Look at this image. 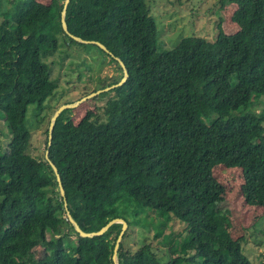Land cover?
I'll list each match as a JSON object with an SVG mask.
<instances>
[{"label": "trees", "instance_id": "16d2710c", "mask_svg": "<svg viewBox=\"0 0 264 264\" xmlns=\"http://www.w3.org/2000/svg\"><path fill=\"white\" fill-rule=\"evenodd\" d=\"M64 1L0 0V115L9 134L0 151V264H114L121 223L81 237L66 208L85 232L113 218L130 229L147 208L184 224L166 258L144 240L126 249L122 236L118 264H252L243 238L225 237L209 206L225 197L213 173L222 165L240 170L244 203L264 213V0H228L235 32L218 21L213 40L191 35L168 50L158 49L146 0H69L68 32L112 55L63 30ZM60 35L123 71L118 57L128 71L124 83L94 95L104 102L86 120L73 122L71 108L56 118L46 150L66 207L48 159L27 152L26 111L42 109L55 88L45 58Z\"/></svg>", "mask_w": 264, "mask_h": 264}, {"label": "rangeland", "instance_id": "374dc122", "mask_svg": "<svg viewBox=\"0 0 264 264\" xmlns=\"http://www.w3.org/2000/svg\"><path fill=\"white\" fill-rule=\"evenodd\" d=\"M146 2L149 13L156 23L159 50L171 49L181 38L191 35L213 40L217 34L218 21H221V27L227 33L237 30V26L231 21L235 6L228 0H146ZM58 43L57 51L45 58L55 88L42 105V109L29 105L26 111L31 133L27 152L39 159L46 157V129L49 127L54 109L64 103L77 101L95 89L107 86L123 74L115 61L110 60L94 46L87 49L84 46L68 44L61 35L58 37ZM93 97H88L71 108L70 117L73 122L86 120L95 112L94 105H101L104 102V100L97 102ZM262 107L259 106L255 111H260ZM8 138L6 122L0 115V151L3 150ZM213 173L225 185V197L212 203L209 209L215 214L224 236L234 239L242 237L243 253L251 263L264 264L263 208L244 203L239 191L241 183L239 169L217 165ZM53 189L60 192L59 188ZM143 210V213L138 215L140 221L124 231L122 235L124 247L134 251L140 245V241L144 240L150 243L156 255L166 258L167 247L183 234L184 224L157 210L149 208ZM59 213L65 216V212ZM72 239H75V235ZM31 249L35 251L36 256L42 258L45 255L44 247L39 244L33 245Z\"/></svg>", "mask_w": 264, "mask_h": 264}, {"label": "water", "instance_id": "95a60500", "mask_svg": "<svg viewBox=\"0 0 264 264\" xmlns=\"http://www.w3.org/2000/svg\"><path fill=\"white\" fill-rule=\"evenodd\" d=\"M69 0H65L64 1V6H63V9L61 11V24H62V28L63 30L68 34L70 35L75 41H78V42H81V43H85V44H95L97 45L98 47H100L101 49H103L104 51L108 52L110 55H112L108 50L107 48L105 47V45H103L102 43H100L99 41H95V40H84L78 36H74L72 34H70L68 32V29H67V24L65 22V8H66V4L68 3ZM118 62L120 63L121 67H122V70H123V76L122 78L120 79V81L118 83H115V84H112L110 86H107V87H104L103 89H99V90H96L88 95H86L85 97H82L81 99L77 100V101H74V102H71V103H64L62 105H60L56 110L55 112L53 113V115L51 116L50 118V122H49V127H48V144H47V147L50 146V143H51V139H52V130H53V126H54V123L56 121V118L58 117V115L64 110V109H67V108H73L75 107L78 103H80L81 101L85 100L86 98L88 97H92L98 93H100L101 91H106V90H109L110 88H113V87H116L118 85H121L122 83H124L128 77V71L126 69V67L124 66L123 62L118 58V57H115ZM45 155H46V159H48V162L50 164V166L52 167L55 175H56V180L58 182V186H59V190H60V194L61 196L63 197L64 199V206L66 207V203H65V197H64V189H63V186L61 184V180H60V176H59V173H58V170L56 168V166L49 160L48 158V150H46L45 152ZM66 216H67V219L69 220V222L71 223V225L73 226L74 230L79 234V236L81 237H94V236H99V235H102L105 231L108 230V228L112 225V224H115V223H121L122 227H121V231L116 239V242H115V245H114V248H113V255H112V260H113V263L114 264H118V259H117V250H118V246H119V243L121 241V238H122V235L124 233V231L126 230L127 228V223L124 219L122 218H113L111 219L110 221H108L104 226H102L99 230L97 231H91V232H85L83 231L79 225L77 224V222L72 218L70 212L67 210L66 208Z\"/></svg>", "mask_w": 264, "mask_h": 264}]
</instances>
